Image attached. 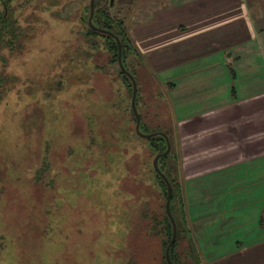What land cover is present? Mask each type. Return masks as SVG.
<instances>
[{
	"label": "rangeland",
	"instance_id": "obj_1",
	"mask_svg": "<svg viewBox=\"0 0 264 264\" xmlns=\"http://www.w3.org/2000/svg\"><path fill=\"white\" fill-rule=\"evenodd\" d=\"M89 5L31 0L26 40L0 57V264L163 263L156 155L136 131L119 63L101 35H86ZM123 5L115 0L111 14L123 18ZM135 52L127 65L144 123L171 134L166 90Z\"/></svg>",
	"mask_w": 264,
	"mask_h": 264
},
{
	"label": "crops",
	"instance_id": "obj_2",
	"mask_svg": "<svg viewBox=\"0 0 264 264\" xmlns=\"http://www.w3.org/2000/svg\"><path fill=\"white\" fill-rule=\"evenodd\" d=\"M121 1L135 56L166 90L203 255L264 264V0Z\"/></svg>",
	"mask_w": 264,
	"mask_h": 264
},
{
	"label": "trees",
	"instance_id": "obj_3",
	"mask_svg": "<svg viewBox=\"0 0 264 264\" xmlns=\"http://www.w3.org/2000/svg\"><path fill=\"white\" fill-rule=\"evenodd\" d=\"M95 5H96V12L93 18L94 25L99 28L108 30L120 38L123 46L122 57H123L124 66L135 77L139 87V83H140L139 76L137 75V73L131 71L127 65V57L129 53L132 52L136 53V52L133 43L131 45L130 42L131 39L127 32L124 19L122 18L120 19L116 15L111 14L112 6L110 5V0H96ZM89 14H90V5L87 7L86 12L82 18L83 22L86 24V27L88 29V33L86 35L87 36L101 35L103 38V44L107 52V56L110 60V63L118 64V44L116 39L110 35L100 34L92 30L88 24ZM11 23L12 24L16 23L13 17ZM13 33L15 34L16 30H13ZM120 76L124 80L131 98L133 91L132 81L122 70H120ZM156 82L160 83L157 79ZM138 95H139V89H138ZM137 108L141 116V131L144 133L151 134L150 131H148L149 127L146 126L144 123L146 114L140 111L141 105L139 101V96H137ZM132 118L136 123V118L133 112H132ZM159 131L165 132L169 136L171 142L170 153L167 156L161 157L158 161L161 171L168 178L169 182L172 185V190H173V196L171 200V211L177 224L178 234L174 245L170 249L171 259L174 264H202L201 256L203 255V253L199 247V243L196 241L193 234V228L190 222L189 210L187 206L188 204L183 190V183L178 174V163L174 161L173 142L170 134H168L167 131L163 130L161 127H158L157 129H154L151 132L154 133ZM148 139H149V145L151 149L155 152V155L164 153L166 151L167 142L165 138H163L160 135H155L154 137H150ZM170 160H172V162H169ZM152 170L155 174V179H156L155 182L158 188V195L163 200V205L160 207L163 210L162 213L158 214L156 212L153 214V217L155 215L154 217L155 223L153 228H154V233H158L162 235L164 251H165L171 241L172 233H173L172 223L166 212V201L168 197L167 184L164 181V179L157 174L154 167H152ZM148 204L149 203H144L143 206L146 208L148 207ZM160 217H162V219H160ZM145 218L148 219L146 215L142 216V219ZM162 262H163L162 264H168L165 256L163 257Z\"/></svg>",
	"mask_w": 264,
	"mask_h": 264
},
{
	"label": "flooded vegetation",
	"instance_id": "obj_4",
	"mask_svg": "<svg viewBox=\"0 0 264 264\" xmlns=\"http://www.w3.org/2000/svg\"><path fill=\"white\" fill-rule=\"evenodd\" d=\"M90 2H91V0H90ZM95 2H96V0H95ZM30 3H31V0H0V46H3V48L0 49V57L2 59H4V60L7 59L6 55L4 54L5 52H8L9 54H11V52H12L11 50H15V48L20 47L21 46V42L23 40H26V35H27L26 31L28 30V26L29 25H28V21H24V17L28 13L27 9H28V5ZM95 12H96V5H95ZM90 14H91V12H90ZM90 14H89V17H90ZM12 17L16 21L15 24L11 23ZM93 18H94V16H93ZM19 23L21 24V26H18ZM88 24H89V18H88ZM89 27L91 28L90 25H89ZM97 28H99V27H97ZM99 29H102V28H99ZM13 30H16L15 34L13 33ZM18 30L20 31V38H19V36L17 34ZM102 30H105V29H102ZM94 31H96V30H94ZM106 31H108V30H106ZM96 32H98L100 34H107L105 32H99V31H96ZM102 40H103V38H102ZM101 47L104 50L105 55H107V52H106L105 47H104V44H102ZM1 50L3 51L2 53H1ZM0 63H3V62H0ZM132 85H133V83H132ZM132 97H133V91H132ZM132 97H131V99H132ZM131 108H132V100H131ZM132 112H133V109H132ZM134 116H135V114H134ZM136 124H137V121H136ZM140 130H141V126H140ZM159 132H162V131H159ZM155 133H158V132H154V133H151V134H155ZM144 134H148V133H144ZM147 138H150V137H147ZM172 227H173V225H172ZM177 234H178V229H177ZM172 235H173V233H172ZM165 252H166V250H165Z\"/></svg>",
	"mask_w": 264,
	"mask_h": 264
},
{
	"label": "water",
	"instance_id": "obj_5",
	"mask_svg": "<svg viewBox=\"0 0 264 264\" xmlns=\"http://www.w3.org/2000/svg\"><path fill=\"white\" fill-rule=\"evenodd\" d=\"M115 0H110V5L114 6ZM90 17H89V25L91 26V28L93 30L99 31V32H105L108 35L114 37L117 41L118 44V63L119 66L121 68V70L132 80L133 83V97H132V109L133 112L135 114L136 117V131L138 133L139 136L147 138V137H153L155 135H160L163 138H165L166 142H167V149L164 153L158 154L155 159H154V163H153V167L155 169V171L157 172V174L162 177L164 179V181L167 184V192H168V197H167V201H166V212L168 217L170 218L172 225H173V235H172V239L166 249L165 252V256H166V260L168 264H174L172 259H171V255H170V249L171 247L174 245L175 241H176V237H177V225H176V221L173 217L172 211H171V200H172V195H173V190H172V185L169 182L168 178L166 177V175L161 171L158 161L161 157L167 156L170 151H171V142H170V138L169 136L164 133V132H158L155 134H144L143 132H141L140 130V126H141V117L140 114L138 112L137 109V105H136V98H137V92H138V85L137 82L134 78V76L125 68L124 63H123V58H122V54H123V46H122V42L120 40V38L118 36H116L114 33L110 32V31H106V30H102L97 28L94 23H93V16L95 14V0H91L90 2Z\"/></svg>",
	"mask_w": 264,
	"mask_h": 264
}]
</instances>
